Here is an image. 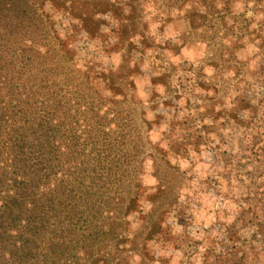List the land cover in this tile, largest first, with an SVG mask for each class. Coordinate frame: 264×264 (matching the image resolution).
Masks as SVG:
<instances>
[{
  "label": "rangeland",
  "instance_id": "374dc122",
  "mask_svg": "<svg viewBox=\"0 0 264 264\" xmlns=\"http://www.w3.org/2000/svg\"><path fill=\"white\" fill-rule=\"evenodd\" d=\"M29 1L59 50L48 88L113 100L112 129L144 142L99 264H264V0Z\"/></svg>",
  "mask_w": 264,
  "mask_h": 264
},
{
  "label": "trees",
  "instance_id": "16d2710c",
  "mask_svg": "<svg viewBox=\"0 0 264 264\" xmlns=\"http://www.w3.org/2000/svg\"><path fill=\"white\" fill-rule=\"evenodd\" d=\"M46 29L29 0H0V264H99L94 250L108 221L139 199L124 185L141 172L144 142L112 129H126L108 119L113 100L48 88L40 61L59 50L39 44ZM245 109L251 123L256 109Z\"/></svg>",
  "mask_w": 264,
  "mask_h": 264
}]
</instances>
